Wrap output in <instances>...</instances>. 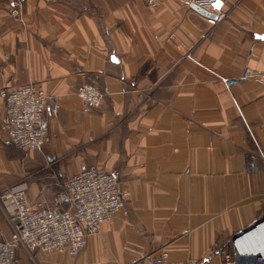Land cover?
<instances>
[{"label":"crops","instance_id":"0c3cea01","mask_svg":"<svg viewBox=\"0 0 264 264\" xmlns=\"http://www.w3.org/2000/svg\"><path fill=\"white\" fill-rule=\"evenodd\" d=\"M188 0H0V92L33 84L47 106L48 141L25 154L0 132V191L28 177V197L96 167L118 172L126 212L76 257L36 251L17 264H220L231 240L264 215V87L230 84L264 70V0H228L208 23ZM106 86L84 112L74 90ZM4 101L0 97V117ZM255 162V170L248 172ZM41 177V176H40ZM44 179V180H45ZM10 227L0 210V241Z\"/></svg>","mask_w":264,"mask_h":264},{"label":"built area","instance_id":"2783aa9c","mask_svg":"<svg viewBox=\"0 0 264 264\" xmlns=\"http://www.w3.org/2000/svg\"><path fill=\"white\" fill-rule=\"evenodd\" d=\"M219 2L220 7H216ZM228 0H188L211 16L210 25L225 17L224 7ZM10 14L21 16L23 0H11ZM147 5L157 9L160 0H146ZM253 82L264 87V70L244 67L240 75L229 80L230 84ZM75 95L82 102L84 112L98 109L110 94L106 86L82 84L75 88ZM4 110L0 117V132L8 141L24 152L41 151L48 141V120L43 112L48 106L56 114L59 105L33 84L0 92ZM255 170V162L248 172ZM25 177L0 191V210L9 227L10 237L0 241V264H17L16 253L20 251L33 259L36 251L65 253L76 257L85 248L89 237L99 234L103 224L111 223L115 216L126 212V194L120 189L119 173L104 172L96 167L80 170L60 184L59 191L50 194L44 188L41 197H28V182ZM264 228V215L260 222L244 233L237 234L227 249L220 253V264H264V253L251 243L252 235ZM126 264H181L168 260V253L161 251L141 261ZM186 264H200L190 261Z\"/></svg>","mask_w":264,"mask_h":264},{"label":"rangeland","instance_id":"374dc122","mask_svg":"<svg viewBox=\"0 0 264 264\" xmlns=\"http://www.w3.org/2000/svg\"><path fill=\"white\" fill-rule=\"evenodd\" d=\"M42 169H43V167L34 166L32 169H29V171H27V173L31 174L30 176H36L37 179L41 180V183L44 184L46 186V188L50 189V194H51L53 192V188L51 186L52 182L45 179V177L43 176L44 174H42L45 171L40 172V170H42ZM253 241H258L260 244L258 243L256 245V247L264 250V232H262L261 234L257 235L253 239H251V242H253ZM18 253H21V252L18 251Z\"/></svg>","mask_w":264,"mask_h":264},{"label":"bare ground","instance_id":"6f19581e","mask_svg":"<svg viewBox=\"0 0 264 264\" xmlns=\"http://www.w3.org/2000/svg\"><path fill=\"white\" fill-rule=\"evenodd\" d=\"M262 232H264V228H261V229L257 230V231L252 235L251 239H253V238L256 237L257 235L261 234ZM251 239H250V240H251ZM251 243H252V245H253L255 248H257L256 245H257L259 242H258V241H253V242H251ZM259 244H260V243H259ZM257 249H259L261 252L264 253V250H263V249H260V248H257Z\"/></svg>","mask_w":264,"mask_h":264},{"label":"water","instance_id":"95a60500","mask_svg":"<svg viewBox=\"0 0 264 264\" xmlns=\"http://www.w3.org/2000/svg\"><path fill=\"white\" fill-rule=\"evenodd\" d=\"M192 8L196 9V10H197L199 13H201L203 16L208 17V18H211V16H210L209 14H207L206 12H204V11L198 9L197 7L192 6ZM261 38L264 39V37H261ZM259 222H260V220L257 221L256 223H254V225H252V227H250L249 229L253 228V226L257 225ZM249 229H247V230H249ZM247 230H246V231H247ZM244 232H245V231H244ZM244 232H242V233H244ZM242 233H241V234H242Z\"/></svg>","mask_w":264,"mask_h":264},{"label":"trees","instance_id":"16d2710c","mask_svg":"<svg viewBox=\"0 0 264 264\" xmlns=\"http://www.w3.org/2000/svg\"><path fill=\"white\" fill-rule=\"evenodd\" d=\"M9 142V141H8ZM9 144L13 147V148H15L10 142H9ZM16 149V148H15ZM18 152H20V153H23V154H25V153H27V152H24V151H21V150H19V149H16ZM52 186V188H53V194H55V193H57L58 191H59V188H57V187H55L53 184L51 185ZM16 255H18V251H17V253H16Z\"/></svg>","mask_w":264,"mask_h":264},{"label":"snow or ice","instance_id":"6c2138e0","mask_svg":"<svg viewBox=\"0 0 264 264\" xmlns=\"http://www.w3.org/2000/svg\"><path fill=\"white\" fill-rule=\"evenodd\" d=\"M216 7H220V4H219V2H217V4H216Z\"/></svg>","mask_w":264,"mask_h":264}]
</instances>
